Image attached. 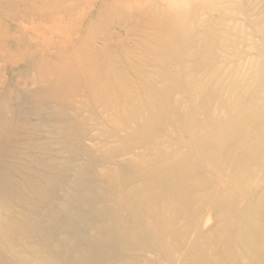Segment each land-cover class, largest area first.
<instances>
[{
    "label": "rangeland",
    "instance_id": "rangeland-1",
    "mask_svg": "<svg viewBox=\"0 0 264 264\" xmlns=\"http://www.w3.org/2000/svg\"><path fill=\"white\" fill-rule=\"evenodd\" d=\"M263 29L264 0H0V264H264ZM167 184L183 223L134 226Z\"/></svg>",
    "mask_w": 264,
    "mask_h": 264
},
{
    "label": "bare ground",
    "instance_id": "bare-ground-1",
    "mask_svg": "<svg viewBox=\"0 0 264 264\" xmlns=\"http://www.w3.org/2000/svg\"><path fill=\"white\" fill-rule=\"evenodd\" d=\"M264 30V29H263ZM227 127L232 130L233 129V123L232 122H226ZM251 152L258 154L256 150H251ZM196 181V176L192 175L189 178L182 180L181 182L178 183L177 187L181 190H187V193L189 192H200L206 195L207 197L209 196L210 192L209 190H205L204 185H202L200 182L198 184L195 183ZM167 197H175V191L172 187L171 184L164 185L163 187H158V193L157 195L149 198H145L143 202L135 204V206L130 207L126 209V212L129 216V218H133L134 216H142V217H149L151 218V224L150 225H144L140 226L138 225L135 221L132 220V224L139 228L140 230L149 233L152 229H156L159 231H162L166 226L165 225H173L174 227L180 225L183 223V220L179 219L178 217L173 216V214L176 212V208L178 204L176 202L172 205V207L168 208H161V203L163 200ZM217 200L220 203H216L211 207V209H218V212L222 216H227L226 212L230 208L227 206L222 198L217 195ZM180 204V203H179ZM189 210H190V216L189 219H194L196 215L207 209L204 207V205L200 204L197 201L191 200V204H189ZM1 221L7 225V222L5 223L4 219L1 218ZM112 225L119 227L120 229H123L126 231L128 226L120 219L116 218L112 222ZM164 240L161 239L159 240L158 243L163 242ZM199 246V249L202 250L204 247L201 244V241L199 240V243L197 244ZM3 248L6 251L7 248H11L7 244H2ZM1 258V254H0ZM2 259V258H1ZM82 258H77V264H82L83 263Z\"/></svg>",
    "mask_w": 264,
    "mask_h": 264
}]
</instances>
